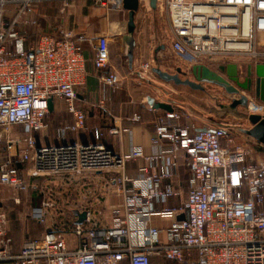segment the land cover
<instances>
[{"label":"built area","instance_id":"1","mask_svg":"<svg viewBox=\"0 0 264 264\" xmlns=\"http://www.w3.org/2000/svg\"><path fill=\"white\" fill-rule=\"evenodd\" d=\"M45 1L52 0H0V186L24 191L30 177L106 174V188L121 202L110 207L108 219L100 207L78 210L86 218L76 223L74 214L69 231L48 228L14 250L9 209L0 200V264H151L158 255L178 264H264V154L237 141L229 128L173 125L170 120L179 118L173 106L155 126L150 142L157 150L151 154L138 145L118 154L103 144L97 128L91 140L63 141L86 128V114L75 106L76 87L85 83L89 62L96 69L109 66L111 42L108 33L97 35L86 55V33L71 37L54 28L57 36L40 34L27 47V30L38 26L35 7ZM90 1L105 13L127 12L122 0ZM138 10H153L150 0H138ZM155 10L165 15L171 51L189 66L205 65L236 87L220 65L236 63L243 82L249 66L264 62V0H156ZM251 79V89L240 94L247 105L264 108ZM100 80L115 88L122 77L113 69ZM55 98L63 99L71 119L58 130L60 142L39 144L32 133L46 127L48 102ZM14 125L29 131L16 154L9 137ZM179 150L188 172L186 192L165 182L175 175ZM138 159L146 163L128 175L127 164ZM32 213L38 221L45 217L39 207Z\"/></svg>","mask_w":264,"mask_h":264},{"label":"rangeland","instance_id":"2","mask_svg":"<svg viewBox=\"0 0 264 264\" xmlns=\"http://www.w3.org/2000/svg\"><path fill=\"white\" fill-rule=\"evenodd\" d=\"M80 12H83L86 17L83 20H78L77 14ZM140 13L141 19L146 22L149 29L150 27L152 28L151 30H153L155 36L162 37V39L168 40L167 43H169L171 35L164 13L155 9ZM115 14L119 15L120 22L117 17H110L107 20L102 8L94 6L90 0H52L42 2L35 7L38 26L27 30L26 46L34 45L40 34L51 32V28L64 29L61 22L68 20L74 24V27H78L79 22L82 23V26H79L83 28L80 32L84 33H86V28L91 27L94 30H100L102 25L104 26L107 23L105 25L108 26V31L104 30L103 33L108 32L110 34V42L115 47H118L117 33H121L120 37L126 36L127 31L123 23L124 16L122 13L115 11ZM112 33L116 35L113 36ZM159 60L155 67H159L169 73H176V68L179 67L185 72L179 74L180 78L193 79V76L188 73V65L185 62H181L167 46L165 53ZM153 64L155 63L153 62ZM142 72L145 79L135 76L134 81L130 82L133 87L139 89L138 98L140 100L144 101L147 95L157 100H162L163 95L167 93L169 97L180 100L181 104L177 103L175 107L179 112L186 114L183 120L192 117L195 126L214 125L212 123L213 119L230 122L233 127L229 128V130L236 140H245L254 151L263 156L264 151L261 153L260 149L264 146L242 133L239 127L236 126L238 123L248 120L249 114H252L251 109H249V106H238L233 110L222 108L221 104L227 105L231 101V95H228L222 87L203 83V89H192L186 85H176L173 82L163 81L152 70H149V67H147L146 72L144 70ZM144 102L147 103V100ZM191 109H195L198 112L191 111ZM63 114L65 115V111H63ZM198 114H204L212 118V120L205 119V117L203 118ZM61 117L53 113L49 114L46 120L49 128L43 129L39 132L40 134L32 133V135L34 137H38V134L41 135L45 144H53L55 141H60L61 135L56 129L64 121L71 119L70 114L67 115V113L63 118ZM106 178V174L98 176L96 174H87L73 178L67 176H35L30 177L29 186L24 191L13 190L4 186L0 187L1 203L9 209L7 229L13 245H20L24 239L29 237H39L48 228H60L69 231L75 220V210H94L99 208L96 206V200L102 201L106 192L109 191L106 188ZM37 207L41 208L45 214L41 221L33 217V209ZM71 238L72 236H70Z\"/></svg>","mask_w":264,"mask_h":264},{"label":"crops","instance_id":"3","mask_svg":"<svg viewBox=\"0 0 264 264\" xmlns=\"http://www.w3.org/2000/svg\"><path fill=\"white\" fill-rule=\"evenodd\" d=\"M102 11L103 14H105V18L107 20L110 19V17H117L118 21L120 22L121 19L118 14H115V12L105 13L103 9ZM140 12L142 11L137 10V12L135 13V30L132 35L133 46L131 48V65L129 64L126 55L127 50L129 49L127 35H123L120 37V32L117 33V41L119 43L118 47H115L112 43H110L111 58L108 67L96 69L92 66L90 62L87 64V75L85 83L81 86L76 87L75 99V106L83 110L86 114V128L84 131L65 136L63 138L64 142L74 140H91L92 131L93 129L97 128L104 133L103 137L101 138L103 144L107 148L111 149L112 151L118 154L128 152L131 145L142 146L145 154H151L157 150L156 147L151 145L150 140L151 137L154 135L156 124L159 122L160 118L164 117L165 112L161 109L150 108L148 102H144L145 100H147V97H152L150 95L145 96L144 101L140 100L138 98L139 89L133 87L132 83L130 82L134 81L136 72L139 71L143 74L142 71L144 70L145 64L148 65L149 70L155 67L156 63L160 61L159 59H161L162 55L165 53L166 46L169 50H171V36L169 38V43H167L168 40L162 39V37H156L153 30H151L152 28L150 27L149 29V26L147 27L146 22L141 19ZM77 15L78 20H83L84 18H86L83 12H80ZM122 15L124 16L123 23L126 26L127 12L122 13ZM105 24L107 25V23ZM105 24L104 26L102 25V28L100 30H94L91 27L86 28V36L91 38L90 42L84 43L86 55L92 54V47L94 45L96 36L103 33L104 30L108 31V26H106ZM61 25L64 26V29L62 30L66 34H69L71 37H74L76 33H80V30L83 29L82 27H79L80 25L82 26V23L80 22L78 24V27H74V24L70 23L68 20L62 21ZM54 28H51V32L49 33H53L55 36H57L58 32L54 33L52 31ZM112 35L114 36L116 34L112 33ZM162 46H164V48H162ZM153 62L155 64H153ZM189 67L190 66L188 65V68ZM113 69L118 71L122 77L121 83L115 88L103 84L100 80L101 75L106 74L112 71ZM153 99L155 101L163 102L162 100H157L155 98ZM172 106L175 107L177 105L172 104ZM63 111H65V115L66 113L68 115L65 102L62 98H55L52 102V109L45 118L46 127L44 129L49 128V124L48 122H46L49 114L51 115L53 113L54 115H59L60 117L62 116L61 118H63L65 116L63 114ZM133 115H137L138 120H133ZM184 116H186V114H184L183 112H179V118L172 119L170 121L173 125L178 126L194 124L192 117L183 120ZM69 121L70 118L64 121L63 124ZM60 127H57L56 130H59ZM111 128H117L119 129V132L115 134L109 133L108 131ZM28 134L29 131L24 126H12L9 137L16 141V150L14 151V154H16L17 151L22 148ZM39 134L38 137H35L37 143L45 144L43 143L42 136ZM60 141H55V143H58ZM166 145L167 144H163L162 146L165 147ZM4 153V146L1 144L0 157L4 156ZM261 153H263V151ZM145 163L146 162L144 159H138L136 161L129 162L126 166V173L128 175H133L136 168L144 165ZM187 179L188 172L183 165L182 151L179 150L177 151V168L175 171V175L172 178L165 180V182L172 183L174 186L180 187L183 189L184 192H186ZM108 190L109 191L106 192L105 197L102 201L96 200V206L100 207L103 210V215L107 219L110 218V207L114 204H119L121 202L120 196H118L112 189ZM175 202L176 200H170L168 201V204L171 205ZM157 223L160 225H167L169 222L168 220H157ZM20 245H13V249L18 250ZM151 264L178 263L168 261L158 255L151 257Z\"/></svg>","mask_w":264,"mask_h":264},{"label":"water","instance_id":"4","mask_svg":"<svg viewBox=\"0 0 264 264\" xmlns=\"http://www.w3.org/2000/svg\"><path fill=\"white\" fill-rule=\"evenodd\" d=\"M150 6L152 9L156 8V0H150ZM122 7L127 11V21H126V31H127V41L129 45V49L127 50V58L129 64L132 62V51L131 48L133 46L132 35L135 30V13L138 10V0H122ZM164 48V46H162ZM218 69L221 72H225L228 78L235 82L236 87L232 84H229L227 80H225L220 74L215 71L209 69L207 66L202 64H193L188 68V73L193 76V79L180 78L179 74L185 73L181 70V68H176V73H169L167 71L161 70L159 67H153L151 70L154 72L160 79L165 82H173L176 85H186L191 87L192 89H203V83L215 84L217 86L222 87L227 93L234 95L231 99L230 103L225 105L221 104L222 108L235 109L238 106H247L248 99L244 94H240V89L242 90H250L252 79L251 75L255 77L254 80V93L255 96L264 103V62H260L255 65L252 69L251 66L247 69V75L249 76L243 82L238 80L237 76V64L230 62L225 65H220ZM136 76H140L142 79H145L141 72H136ZM150 81L149 79H146ZM163 102L155 101L152 97H147L148 104L154 109H161L165 111H173L172 104L180 103V100H177L173 97H169L167 93L163 95ZM53 100L50 99L48 102L49 110L52 109ZM198 112L195 109H191V111ZM201 117H205V119H210L204 114H198ZM213 124L219 127L232 128L233 125L230 122H223L220 120H212ZM239 127V130L245 135L251 137L258 143L264 146V117L258 114H249L248 120L238 123L236 125ZM203 129V128H199ZM74 214L77 216L76 223H81L86 218V211H78L75 210ZM183 214L178 216V219H182Z\"/></svg>","mask_w":264,"mask_h":264},{"label":"bare ground","instance_id":"5","mask_svg":"<svg viewBox=\"0 0 264 264\" xmlns=\"http://www.w3.org/2000/svg\"><path fill=\"white\" fill-rule=\"evenodd\" d=\"M247 106H249V109H251L252 114H261L264 111V108H260L259 106L253 104L252 102H249V105H247ZM254 108L259 109V110L258 111H252V110H256Z\"/></svg>","mask_w":264,"mask_h":264},{"label":"trees","instance_id":"6","mask_svg":"<svg viewBox=\"0 0 264 264\" xmlns=\"http://www.w3.org/2000/svg\"><path fill=\"white\" fill-rule=\"evenodd\" d=\"M261 148H262V147H261ZM260 150L264 151V147H263L262 149H260Z\"/></svg>","mask_w":264,"mask_h":264}]
</instances>
